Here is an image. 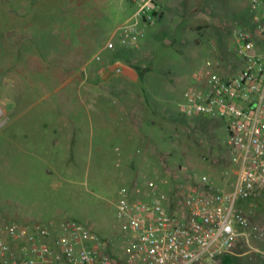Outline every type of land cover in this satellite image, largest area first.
<instances>
[{
	"label": "rangeland",
	"instance_id": "1",
	"mask_svg": "<svg viewBox=\"0 0 264 264\" xmlns=\"http://www.w3.org/2000/svg\"><path fill=\"white\" fill-rule=\"evenodd\" d=\"M159 3L162 14L142 25L137 46L110 57L118 53L115 65L128 63L138 78L126 77L122 65L104 80L90 70L110 51L111 33L116 38L135 21L140 0H0V222L75 220L115 254L130 239L119 199L166 195L174 206L190 171L205 174L214 189L233 188L237 165L222 121L188 116L182 102L206 60L223 76L241 68L235 30L250 26L249 1ZM119 80L130 82L134 98L165 110V126L139 145L115 127ZM256 198L264 204L262 193L241 207L264 225V206L249 204ZM251 244L264 250L261 240ZM230 256L229 264H262L249 246Z\"/></svg>",
	"mask_w": 264,
	"mask_h": 264
},
{
	"label": "built area",
	"instance_id": "2",
	"mask_svg": "<svg viewBox=\"0 0 264 264\" xmlns=\"http://www.w3.org/2000/svg\"><path fill=\"white\" fill-rule=\"evenodd\" d=\"M248 1L252 26L235 30L233 51L241 68L223 76L206 60L205 68L193 73L182 102L188 116L222 121L237 165L233 188L214 189L205 174L190 171L188 183L177 187L174 206L166 195L119 199L121 228L130 239L115 254L108 241L75 220H6L0 222V264H221L224 255L242 246H249L264 264V250L251 244L254 239L264 242V225L254 223L241 207L264 193V0ZM161 14L159 0H140L135 21L110 37L105 49L136 47L142 25H151ZM112 70L120 72L121 66Z\"/></svg>",
	"mask_w": 264,
	"mask_h": 264
},
{
	"label": "crops",
	"instance_id": "3",
	"mask_svg": "<svg viewBox=\"0 0 264 264\" xmlns=\"http://www.w3.org/2000/svg\"><path fill=\"white\" fill-rule=\"evenodd\" d=\"M251 26L252 20L249 27ZM115 34L116 33H111L110 37L115 36ZM131 48L134 47H124L117 44L114 50H110L102 56L99 64L92 68L90 72L98 75L101 79L106 80L109 77V72L113 71L112 67L115 65V61H117L116 57L118 53L115 55V59H113L110 63V57L114 55L112 52H126L125 49ZM122 65L123 67H126L124 72L126 77L131 78L132 80H136L138 78L136 77L138 75L137 70H135L131 65H128V63H122L121 66ZM115 87L120 90L119 98L116 99V104L118 105V115L114 117V120L116 121V129L122 132L123 136H127L128 138H132L133 136L136 137L138 145L140 137L144 139L153 138V136L157 134L158 130L165 126L166 115L164 108L156 109L153 106L150 107L151 103L146 97L134 98L132 86L130 82H127L126 80L117 81ZM257 201H259L258 198H256V200L249 201V204L264 206L263 203Z\"/></svg>",
	"mask_w": 264,
	"mask_h": 264
},
{
	"label": "trees",
	"instance_id": "4",
	"mask_svg": "<svg viewBox=\"0 0 264 264\" xmlns=\"http://www.w3.org/2000/svg\"><path fill=\"white\" fill-rule=\"evenodd\" d=\"M196 28H197V29H200L201 26H200V25H196ZM195 42H196V43H199V39L196 38V39H195ZM230 261H231V256H230V254H226V255H224V256L222 257L221 264H229Z\"/></svg>",
	"mask_w": 264,
	"mask_h": 264
}]
</instances>
